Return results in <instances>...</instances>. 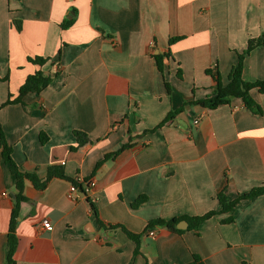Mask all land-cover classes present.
I'll return each mask as SVG.
<instances>
[{"label": "crops", "instance_id": "crops-1", "mask_svg": "<svg viewBox=\"0 0 264 264\" xmlns=\"http://www.w3.org/2000/svg\"><path fill=\"white\" fill-rule=\"evenodd\" d=\"M66 21L72 25L61 28ZM257 38L264 0H0V125L14 164L42 182L52 166L96 182L88 197L94 216L87 197H67V181L53 178L43 190L25 181L14 263L187 264L198 255L204 264H264V196L241 202L230 224L220 223L226 214L198 233L146 232L150 221L217 211L218 193L233 200L264 183V93L250 91L261 115L237 99L214 110L190 104L210 94L208 69L215 66L226 86L238 54ZM171 39L179 40L170 46ZM166 53L160 73L153 56ZM35 57L49 61L39 68L27 61ZM38 70L58 75L23 105L4 106ZM242 79L264 82V45L245 58ZM74 131L90 144L71 151ZM14 185L0 156V264ZM141 196L146 201L132 209ZM96 218L141 234L140 255Z\"/></svg>", "mask_w": 264, "mask_h": 264}, {"label": "trees", "instance_id": "trees-1", "mask_svg": "<svg viewBox=\"0 0 264 264\" xmlns=\"http://www.w3.org/2000/svg\"><path fill=\"white\" fill-rule=\"evenodd\" d=\"M71 25H72L71 21H66L61 25V28L63 29L69 28ZM178 40L179 39H171L169 41V45L171 46ZM260 45H264V38L249 39L247 41L245 49L240 54H238L237 63L232 68L229 74V78H228L229 82L226 86L222 85L220 75L215 66L213 68L208 69L206 71V74L210 76L213 83L212 88H210V94L205 99L194 101L191 102L190 104L197 105L209 110H214L219 106L228 105L232 100L237 99L241 101V103L247 110H249L253 114L261 115L262 114L261 107L251 98L250 91L256 90L260 94L264 93V82L262 81L245 82L242 79V70H243L245 58L252 52V50H254L256 47ZM153 58L158 71L162 73L165 69V65L163 64V61L170 60L171 56L169 53H166L164 55H154ZM27 61L39 68H42L49 61V59L42 57H35V58H27ZM179 73L180 71L178 70V77H180ZM57 75L58 72L45 74L41 70L36 71L33 75L28 76L26 78V80L19 89L18 97L14 100H10L8 98L4 106L10 104L23 105L21 100L25 95L29 93L38 94L42 92L45 88H47L51 84V82ZM165 86L167 92L169 93L168 85L166 84ZM183 110L184 109L182 107L176 111H171L170 113H168L166 119L160 125H158L155 129L147 131L146 133H152L155 130L159 129L164 125L166 121L171 120L176 115L182 113ZM73 136L76 141V147L70 148L71 151L79 150L80 148L90 144V140L88 139V137L80 131H74ZM45 140L46 137L42 135L40 137L41 143H44ZM127 147L128 146H124L120 151L112 155H105L103 161L98 163L95 169H98L103 162H106L110 158L115 157ZM11 154H12L11 147L7 144L2 127L0 125V156L4 164L8 167L9 172L15 178V185H14L15 207L12 212L9 231L7 234L4 264H15L13 261V255L17 245V240L15 236V219L17 217V210L19 203L25 201V198L23 197V188L25 181L30 182L37 190H43L46 186V183L49 180L53 178L62 179L67 181L70 185H73L76 188L78 194L80 195L83 194L84 191L83 182L86 181V180H82L80 182L77 179L68 178L64 175L63 170L61 168L52 166L48 168L47 178L42 182L39 179H37L35 175H29L19 172L12 160ZM260 196H264V183H262L258 187L251 189L249 192L245 194L237 196L233 200H228L224 195V193L220 192L216 195V200L219 206V209L217 211H210L208 213H205L204 215L194 216V217L183 216V217L171 218L168 220L156 219L147 223L146 232L148 233L154 230L163 229L169 233L180 235L184 233V231L178 230L176 226L178 223L185 221L187 223L186 231H193L195 233H198L200 226L205 221L209 220L214 216H220L226 214H230V216L227 217L226 219L221 220L220 223L222 225L230 224L233 222L232 214L234 213L235 209L241 202L252 200ZM87 200L90 205L91 211L93 212L94 216H96L94 205L88 199V197ZM145 201H146V197L144 196L138 197L131 204V208L136 209ZM96 222L98 226L103 230L111 231V232L120 230L121 232H123L124 235L128 238V240L134 243L135 247L133 251V257H137L140 255L141 238H142L141 234L140 235L133 234L127 231L121 225L106 226L105 224L100 222L97 218H96ZM187 264H204V263L198 255H193L191 261Z\"/></svg>", "mask_w": 264, "mask_h": 264}, {"label": "built area", "instance_id": "built-area-1", "mask_svg": "<svg viewBox=\"0 0 264 264\" xmlns=\"http://www.w3.org/2000/svg\"><path fill=\"white\" fill-rule=\"evenodd\" d=\"M193 124L196 125L198 124V119L194 120L193 121ZM81 182V180H78ZM96 186V182L94 179H88L86 180L85 182H83V188H84V191H83V194L80 195L78 194L76 188L73 186V185H70L69 184V187H68V193H67V197L72 200V201H76L79 197H89L90 194L92 193V191L94 190ZM8 195L7 194H4L3 195V198H7ZM41 227L43 229H50V223L47 219H44L42 222H41ZM149 236H153L154 235V232L151 231L148 233Z\"/></svg>", "mask_w": 264, "mask_h": 264}, {"label": "water", "instance_id": "water-1", "mask_svg": "<svg viewBox=\"0 0 264 264\" xmlns=\"http://www.w3.org/2000/svg\"><path fill=\"white\" fill-rule=\"evenodd\" d=\"M176 227L178 230H185L187 228V223L185 221H182L178 223Z\"/></svg>", "mask_w": 264, "mask_h": 264}]
</instances>
